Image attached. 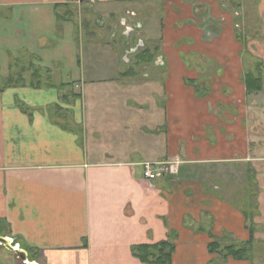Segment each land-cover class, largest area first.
I'll return each instance as SVG.
<instances>
[{
    "label": "crops",
    "instance_id": "crops-1",
    "mask_svg": "<svg viewBox=\"0 0 264 264\" xmlns=\"http://www.w3.org/2000/svg\"><path fill=\"white\" fill-rule=\"evenodd\" d=\"M82 1L90 4L86 16L111 22L139 7L145 23L152 9L141 7L155 0ZM77 4L0 0V237L38 264H142L131 247L174 232L172 264L220 263L221 255L208 253L211 241L249 240L247 220L217 192L211 173L237 164L238 127L228 111L222 121L215 83L173 56L191 38L209 48L187 30L189 3L159 1L164 62L141 66V76L116 68V42L79 39L68 13ZM256 11L264 29V2ZM177 23L185 24L173 32ZM227 35L225 27L217 38ZM261 47L252 52L264 66ZM211 66L232 69L227 62L200 69ZM33 70L52 87H29ZM19 75L25 85L7 86ZM227 75L221 86L231 91L240 79L237 71ZM175 158L182 160L176 176L145 181L143 165Z\"/></svg>",
    "mask_w": 264,
    "mask_h": 264
},
{
    "label": "rangeland",
    "instance_id": "rangeland-1",
    "mask_svg": "<svg viewBox=\"0 0 264 264\" xmlns=\"http://www.w3.org/2000/svg\"><path fill=\"white\" fill-rule=\"evenodd\" d=\"M159 1H153V6L147 4L141 7L145 10V13H148L152 9L153 15L151 13L147 22L144 23L146 17L144 18L141 15L144 13L140 11L139 7H134L133 10L127 9L125 13L127 12L128 14L125 15V20L129 26L134 25V23H141L142 28L132 35L135 39L140 36L146 44L145 47L147 49L152 45L153 53L156 52L155 56L165 57V54L162 53L161 26L163 27V25L161 21L163 15L161 12L162 6L159 4ZM186 1L190 5L189 15L191 17L187 21V30L200 32L202 42L208 43L209 48L206 52L202 48L203 44L198 40L199 37H195L198 42L192 38L188 43L187 41H183V45L179 43L178 46H174L175 48H173L172 53L176 60H179L197 72L199 78L211 79L215 83L216 89L220 90V94L223 95L221 103H217L219 105L217 107L219 114L221 112L222 115V121L229 120V117L224 116V112L228 111L232 115V121L238 127L237 154L234 162L237 164L232 166V170L228 167H222L218 171L219 173L217 171L211 173H215L214 183L217 186V192L223 198L228 199L233 207L243 213L247 220V228H251L255 232V240L249 250V263L264 264V66L257 51L256 54L252 52V49L257 46L261 47L263 45L262 47L264 48L263 21L256 11V7L264 2V0H210L212 4H207V0ZM84 4L85 1L81 5L79 3L77 4L79 6H73L68 10L70 18L73 19L75 25L76 35L83 42L90 40L89 35H92L96 41L95 45L98 46L116 42L115 46H113L115 48L114 51L116 53L119 51V54H121L124 49L125 40L121 37L124 28L120 24L119 16L114 17L112 22L106 16L103 19L101 14H96L95 18L92 15L86 16L85 11L90 9V4L88 3V6H84ZM132 12L137 14V17L134 19L130 15ZM123 16L121 14V18ZM182 24L184 25L185 23H177L176 26L171 25L172 31L179 30L178 27L182 26ZM225 27L228 29V35L230 33V36L228 37L227 35L225 36V40L219 41L217 35ZM183 28L185 29V26ZM114 31L117 37L115 41H112L115 38L111 39ZM233 38H235V42L232 41L234 40ZM187 46L190 48L188 51L184 50L188 48ZM172 47L170 46L169 48ZM198 47H201V51L204 52L194 53ZM262 47L260 50L263 49ZM133 58V55L127 56L129 62H132ZM115 59L118 70L126 71L129 68L128 65H123L121 62L119 64L117 56ZM215 62L222 64L225 62L231 63L232 69L213 70V66L207 70L200 69L204 65H210ZM140 69L141 67H135L134 69V72L136 71L139 76L142 75L140 74ZM236 71L240 80L232 81V90L230 91V88L221 86L223 78L225 80L229 72L234 73ZM248 73H252L254 77L261 79V92L250 95L245 93L242 81ZM47 78L48 76L42 81L43 85ZM197 82L200 83L201 80H197ZM197 82L195 83L197 84ZM50 83V78H48V85L52 87ZM205 88L207 87L205 86ZM175 160L179 162V171L182 160L177 158ZM173 161L167 162V164L173 163ZM221 241V246L229 245L227 241ZM241 246L242 244L238 245L237 248ZM225 260L221 253L220 263L213 262V264H224ZM0 264L22 263L17 259L15 254L0 247Z\"/></svg>",
    "mask_w": 264,
    "mask_h": 264
},
{
    "label": "trees",
    "instance_id": "trees-1",
    "mask_svg": "<svg viewBox=\"0 0 264 264\" xmlns=\"http://www.w3.org/2000/svg\"><path fill=\"white\" fill-rule=\"evenodd\" d=\"M237 38V37H236ZM137 63H145L152 61V55L146 51L140 57H137ZM47 72V71H46ZM131 70L129 73H132ZM32 77H36V82L31 81L29 87L35 89L49 88L48 78L45 84H42V76L39 73V70H33ZM33 79V78H32ZM18 85H25V79L22 75H19L16 79H9L7 86L16 87ZM243 85L247 95L259 93L262 91V81L259 77H254L252 73H248L243 79ZM249 233V240L247 243H244L240 248L237 246L228 245L221 246L217 241H211L208 244V253L211 255L219 254L224 257V259L232 258L235 261H244L248 259L249 250L254 242V230L247 228ZM175 233L170 232L169 236L165 241L153 245H138L131 247V253L133 257L138 259L142 264H172L173 256L175 254ZM34 258V257H33Z\"/></svg>",
    "mask_w": 264,
    "mask_h": 264
},
{
    "label": "flooded vegetation",
    "instance_id": "flooded-vegetation-1",
    "mask_svg": "<svg viewBox=\"0 0 264 264\" xmlns=\"http://www.w3.org/2000/svg\"><path fill=\"white\" fill-rule=\"evenodd\" d=\"M77 3H80V0H75ZM131 17L134 19L137 17V15L135 13H131L130 14ZM100 20V19H98ZM120 24L123 26L122 28H124V30L121 33V37L123 38L124 41V49L122 51V53L120 54V62L123 65H128L130 68H128L124 74L129 73L131 70L134 71L135 67H141L147 65V64H163L164 59L163 56H155L156 52L153 53V46L151 45V47H149L148 49L145 47V43L143 41V39L139 36L135 39V37L132 35L133 33H136L138 30H140L142 28V24L141 23H134V25H127V21L125 20V18H120ZM115 31L113 32L112 38L115 37ZM134 42V43H133ZM155 48V47H154ZM157 49V48H155ZM154 49V51H155ZM146 51H148V53L150 55H152V61L151 62H145V63H141L138 64L137 63V57L143 55ZM128 55H133V61L129 62V59H127ZM129 62V64H127ZM134 64V66L132 67V65ZM13 247H15L14 244H12ZM2 248H5L3 246H0ZM9 251V250H8ZM11 252V251H9ZM13 253V252H11ZM15 254V253H13ZM17 259L22 263V264H38L37 262H35L34 258L30 259L29 257L25 256V260L23 261L17 254H15ZM32 260V261H31ZM34 261V262H33Z\"/></svg>",
    "mask_w": 264,
    "mask_h": 264
},
{
    "label": "built area",
    "instance_id": "built-area-1",
    "mask_svg": "<svg viewBox=\"0 0 264 264\" xmlns=\"http://www.w3.org/2000/svg\"><path fill=\"white\" fill-rule=\"evenodd\" d=\"M178 161L173 163L145 164L142 167V175L145 181L154 182L165 176H174L178 172Z\"/></svg>",
    "mask_w": 264,
    "mask_h": 264
},
{
    "label": "water",
    "instance_id": "water-1",
    "mask_svg": "<svg viewBox=\"0 0 264 264\" xmlns=\"http://www.w3.org/2000/svg\"><path fill=\"white\" fill-rule=\"evenodd\" d=\"M0 246L5 247L7 250L17 254L23 261L25 260V253L20 252L12 246L9 240L0 237Z\"/></svg>",
    "mask_w": 264,
    "mask_h": 264
}]
</instances>
